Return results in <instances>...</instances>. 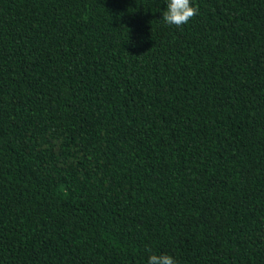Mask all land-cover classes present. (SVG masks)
I'll return each mask as SVG.
<instances>
[{
  "label": "trees",
  "instance_id": "1",
  "mask_svg": "<svg viewBox=\"0 0 264 264\" xmlns=\"http://www.w3.org/2000/svg\"><path fill=\"white\" fill-rule=\"evenodd\" d=\"M0 0V264H264V0Z\"/></svg>",
  "mask_w": 264,
  "mask_h": 264
},
{
  "label": "clouds",
  "instance_id": "2",
  "mask_svg": "<svg viewBox=\"0 0 264 264\" xmlns=\"http://www.w3.org/2000/svg\"><path fill=\"white\" fill-rule=\"evenodd\" d=\"M164 5L162 21L167 25H185L198 12L192 0H164ZM146 264H177V261L174 256L161 253L149 255Z\"/></svg>",
  "mask_w": 264,
  "mask_h": 264
}]
</instances>
